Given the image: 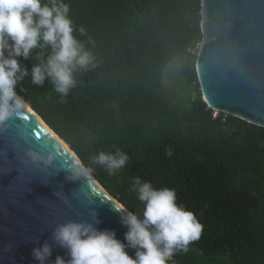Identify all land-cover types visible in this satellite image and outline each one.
Returning <instances> with one entry per match:
<instances>
[{
    "label": "trees",
    "instance_id": "1",
    "mask_svg": "<svg viewBox=\"0 0 264 264\" xmlns=\"http://www.w3.org/2000/svg\"><path fill=\"white\" fill-rule=\"evenodd\" d=\"M65 2L97 66L77 70V86L61 102L50 81L32 83L36 57L51 51L37 48L20 58L29 75L16 90L129 211L143 208L130 190L133 177L175 189L203 231L172 264H264V127L214 118L203 100L192 54L203 43L202 0ZM185 57L184 76L197 92L190 109L164 94L165 70ZM117 148L129 162L115 175L92 163Z\"/></svg>",
    "mask_w": 264,
    "mask_h": 264
},
{
    "label": "water",
    "instance_id": "2",
    "mask_svg": "<svg viewBox=\"0 0 264 264\" xmlns=\"http://www.w3.org/2000/svg\"><path fill=\"white\" fill-rule=\"evenodd\" d=\"M201 30L196 69L205 103L264 127V0H202ZM24 101L31 111L23 108L0 124V264H38L31 251L45 241L53 246L49 264L57 255L67 258L52 232L69 220H98L123 241L124 205L90 172L72 178L77 162L85 165ZM30 152L54 159L45 165Z\"/></svg>",
    "mask_w": 264,
    "mask_h": 264
},
{
    "label": "clouds",
    "instance_id": "3",
    "mask_svg": "<svg viewBox=\"0 0 264 264\" xmlns=\"http://www.w3.org/2000/svg\"><path fill=\"white\" fill-rule=\"evenodd\" d=\"M69 11L65 0H0V124L27 107L16 87L29 75L20 58H31L34 49L51 51L46 58L36 57L38 62L31 68L32 83L42 86L50 81L61 102L77 86V70L97 66L91 49L74 35ZM79 31L84 34L85 30L81 27ZM220 113L214 111L213 117L218 118ZM29 155L45 165L54 159V154L46 158L36 152ZM128 162V154L119 148L92 157V163L104 167L110 175ZM79 164L72 178L91 171ZM130 190L143 208L133 212L121 206V223L127 228L123 241L116 237L115 230L99 228L98 220H69L57 224L52 232L55 244L65 250L67 258L57 255L52 264H172L178 252L187 253L189 245L200 239L203 225L194 212L177 203L175 189L156 188L136 176ZM128 249H133L134 255ZM52 251V244L45 241L33 247L31 255L38 264H49Z\"/></svg>",
    "mask_w": 264,
    "mask_h": 264
},
{
    "label": "rangeland",
    "instance_id": "4",
    "mask_svg": "<svg viewBox=\"0 0 264 264\" xmlns=\"http://www.w3.org/2000/svg\"><path fill=\"white\" fill-rule=\"evenodd\" d=\"M201 45L192 51V54L200 55ZM195 56V55H193ZM187 64L186 57L174 60L164 73V94L166 99L173 103H180L186 109H190L195 100L197 92L184 76V69Z\"/></svg>",
    "mask_w": 264,
    "mask_h": 264
},
{
    "label": "bare ground",
    "instance_id": "5",
    "mask_svg": "<svg viewBox=\"0 0 264 264\" xmlns=\"http://www.w3.org/2000/svg\"><path fill=\"white\" fill-rule=\"evenodd\" d=\"M25 108H27L29 111H31V108H30V106L27 104V107H25ZM48 128V127H47ZM53 132V131H52ZM56 134V133H55ZM71 153H72V151H71V149L68 147V145H67V143L64 141V140H62V142H61ZM73 154V153H72ZM74 155V154H73ZM75 156V155H74ZM99 184V183H98Z\"/></svg>",
    "mask_w": 264,
    "mask_h": 264
}]
</instances>
